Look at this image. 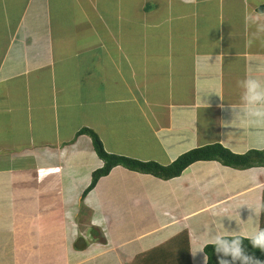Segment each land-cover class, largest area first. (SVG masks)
I'll use <instances>...</instances> for the list:
<instances>
[{
  "label": "crops",
  "instance_id": "obj_1",
  "mask_svg": "<svg viewBox=\"0 0 264 264\" xmlns=\"http://www.w3.org/2000/svg\"><path fill=\"white\" fill-rule=\"evenodd\" d=\"M260 6L264 0H0V264H206L198 250L223 216L212 214L205 228L204 211L230 202L240 206L229 220L238 230L216 236L259 231L264 168L196 162L173 179L137 173L134 182L116 167L88 190L102 163L80 132H94L108 154L138 160L141 150L155 152L166 159L161 166L213 144L258 150L264 129L249 127L244 139L235 132L247 125L240 82H264L255 70L264 65ZM181 74L193 92L178 104L170 92ZM197 109L216 113L218 138L199 129ZM209 168L239 185L213 205H195L188 188L207 185ZM183 181L167 192V183Z\"/></svg>",
  "mask_w": 264,
  "mask_h": 264
},
{
  "label": "trees",
  "instance_id": "obj_2",
  "mask_svg": "<svg viewBox=\"0 0 264 264\" xmlns=\"http://www.w3.org/2000/svg\"><path fill=\"white\" fill-rule=\"evenodd\" d=\"M258 13L264 14V6H260L257 10ZM81 134L87 135L92 143L93 150L102 163V166L92 173L91 182L88 190H91L99 179L108 175V173L116 167H122L128 171L136 172L145 175H151L162 180H169L178 177L187 167L196 162H218L224 167L233 169H250L254 167L264 168V149L263 150H250L245 154H235L224 148L220 144H213L201 148L192 149L178 158L167 166H161L153 161H139L123 156L108 154L105 152L102 143L98 136L90 131L83 130ZM262 218L260 230H264V191L262 195ZM240 238L242 240V247L245 254L252 257L254 260L264 264V250L254 248L250 243V239L241 237H224L227 241ZM206 255V264H220L221 259L231 262L230 256H223L222 253H217L212 244H209L203 249ZM241 264L239 260L235 264ZM178 264L177 262H172ZM180 264V263H179ZM181 264H188V262H181Z\"/></svg>",
  "mask_w": 264,
  "mask_h": 264
},
{
  "label": "rangeland",
  "instance_id": "obj_3",
  "mask_svg": "<svg viewBox=\"0 0 264 264\" xmlns=\"http://www.w3.org/2000/svg\"><path fill=\"white\" fill-rule=\"evenodd\" d=\"M138 12V11H137ZM138 17L139 20L144 19L146 16L143 13L138 12ZM142 21V20H141ZM174 79V89L173 92H170V94L172 95L171 99L174 100V102L176 103H183L188 101L189 99L185 97V95L187 94L188 96H190L192 98V86L190 85L188 79L186 78L185 75L181 74L180 76H176L174 75L173 77ZM157 93L159 94V92L157 91ZM185 99V100H184ZM173 103V102H171ZM214 111L210 110V109H206L202 110V109H197L196 113H197V125L199 127V129L204 132H207L206 135L211 134V139L213 140V138H218L217 132H218V118L216 116V113H213ZM239 129L241 128H237L235 134H237L239 136V134L244 138H246L247 136L250 138L248 130H249V126L248 124L243 128V130L240 131L239 133ZM224 130V129H223ZM222 130V131H223ZM264 136V133L260 132L259 136ZM208 138V137H207ZM249 143V140H248ZM262 145L259 146L258 150H263V146H264V139L262 140ZM247 144V143H246ZM249 147H248V151H249ZM251 150V149H250ZM247 149L244 150L242 153L245 154L248 152ZM241 154V153H240ZM136 159L140 160V161H154L157 162L159 164L161 163H165L166 159L164 158V156L162 155H157V153L155 152H148L145 150H141V152L139 154H137ZM212 167V166H211ZM123 170V169H120ZM121 173H126V174H130L127 175L125 178L128 180H133L134 182H137L139 179V175L140 174H135L132 172H128L126 171H120ZM194 173V170L189 169L188 171H186V173L183 176V179H187L189 178L192 174ZM208 178H207V185L203 186V185H199L197 191H193L191 190L192 188H188V190L191 192V194L193 195V193L196 195V199L193 201L195 202V205H204V204H210L213 205L214 202H216V199L220 198L223 194H232L235 192V188L239 185L237 184L238 181L233 180L232 177L229 176L228 173L225 174H220L219 170H215V169H208ZM231 176H233L231 174ZM221 179H228L227 181H224L222 183H220L218 185V182ZM231 179V182H230ZM184 183L181 182L176 183V182H169L167 183L168 186L167 188V192H173L174 193H178L181 189L182 184ZM185 195V194H184ZM185 197V196H184ZM174 197L168 196L167 200L169 199H173ZM190 202H192L190 200ZM201 202V203H200ZM236 204L233 205V202L228 203V208L224 209V210H220V208H217L214 210L213 206H210V208L207 211H204V214H208L209 215V219L212 218V214L215 215L217 218H219L220 215L223 216V221L225 219H227L223 224L221 219H215V223L213 221V219L209 220V219H203V226L205 227L207 225V223L210 221H213V225H215L216 227H212L211 231L207 230L206 233V237L208 238H214L216 236V233L219 234H223V233H234V231L238 230L237 227L235 226V224H231L232 221L230 220V217H236L237 214L240 213V206ZM225 216H227L225 218ZM261 218H262V212L260 213V224H261ZM232 219V218H231ZM205 228H208V226H206ZM106 233L108 230H104ZM91 233V232H90ZM105 234V233H104ZM241 237V236H239ZM244 238V237H243ZM94 262H98L97 260ZM112 264V263H111ZM239 264V262H238Z\"/></svg>",
  "mask_w": 264,
  "mask_h": 264
},
{
  "label": "clouds",
  "instance_id": "obj_4",
  "mask_svg": "<svg viewBox=\"0 0 264 264\" xmlns=\"http://www.w3.org/2000/svg\"><path fill=\"white\" fill-rule=\"evenodd\" d=\"M255 70L264 72V65H258ZM240 85L243 89L241 103L245 122L251 128L264 129V82L249 77L241 81ZM246 238L250 239V243L254 248L264 250V230H259ZM211 244L217 253H222L225 257H231V262L221 259L220 264H235L237 260L241 264H260L259 261L245 254L240 238L229 242L224 239V236L217 235L211 240ZM198 251H203V249L201 248Z\"/></svg>",
  "mask_w": 264,
  "mask_h": 264
}]
</instances>
